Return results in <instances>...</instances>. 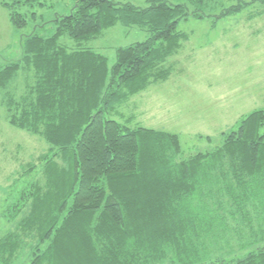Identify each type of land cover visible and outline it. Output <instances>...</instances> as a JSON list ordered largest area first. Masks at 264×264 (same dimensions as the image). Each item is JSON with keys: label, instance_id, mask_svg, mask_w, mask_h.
Here are the masks:
<instances>
[{"label": "trees", "instance_id": "16d2710c", "mask_svg": "<svg viewBox=\"0 0 264 264\" xmlns=\"http://www.w3.org/2000/svg\"><path fill=\"white\" fill-rule=\"evenodd\" d=\"M213 1L72 0L65 15L42 16L23 36V58L0 68V103L11 125L42 135L50 149L41 157L45 185L23 176L2 206L17 228L0 239V264H12L31 235L30 264H264V108L215 149L186 158L177 134L111 118L169 78L168 60L188 39L181 22L211 19L216 27L264 6L235 0L206 11ZM49 2L1 5L20 31ZM49 24L54 33L43 36L38 30ZM116 25L148 36L116 49L113 65L79 44ZM64 37L79 46L67 48Z\"/></svg>", "mask_w": 264, "mask_h": 264}, {"label": "rangeland", "instance_id": "374dc122", "mask_svg": "<svg viewBox=\"0 0 264 264\" xmlns=\"http://www.w3.org/2000/svg\"><path fill=\"white\" fill-rule=\"evenodd\" d=\"M116 1L144 5L145 0ZM1 2L0 68L23 58L21 42L24 35L42 26L43 19L53 22L56 15H65L72 6V0L49 2L52 7L36 8L37 20L17 31ZM233 3L235 0H214L206 11L214 13L223 5ZM49 25L38 31L43 36L52 35L54 25ZM179 27L188 39L168 60L169 78L131 96L110 117L133 128L142 126L177 134L186 158L215 149L222 142L223 134L236 128L243 117L264 108V6H250L221 20L216 27L211 19L199 21L193 18L181 22ZM147 36L140 29L128 30L116 25L104 30L98 39L79 44L106 55L109 64L113 65L116 49L144 42ZM60 42L70 49L79 46L69 37ZM49 149L42 135L11 125L6 108L0 103V239L15 233L17 228V223L2 216V206L9 192L17 180L28 174L24 178L27 182L34 178L45 185L41 157ZM22 218L24 215L18 221ZM24 239L26 243L12 264L31 263L36 242L32 235Z\"/></svg>", "mask_w": 264, "mask_h": 264}]
</instances>
